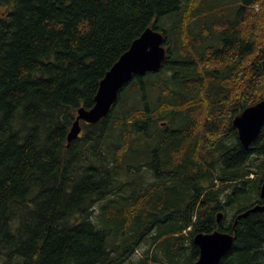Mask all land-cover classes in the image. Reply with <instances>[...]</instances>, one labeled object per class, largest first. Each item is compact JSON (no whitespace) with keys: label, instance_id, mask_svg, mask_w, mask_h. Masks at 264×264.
Wrapping results in <instances>:
<instances>
[{"label":"trees","instance_id":"16d2710c","mask_svg":"<svg viewBox=\"0 0 264 264\" xmlns=\"http://www.w3.org/2000/svg\"><path fill=\"white\" fill-rule=\"evenodd\" d=\"M148 27L161 68L68 143ZM263 99L264 0H0V264H194L264 203V125H233ZM236 228L220 264H264V211Z\"/></svg>","mask_w":264,"mask_h":264},{"label":"water","instance_id":"95a60500","mask_svg":"<svg viewBox=\"0 0 264 264\" xmlns=\"http://www.w3.org/2000/svg\"><path fill=\"white\" fill-rule=\"evenodd\" d=\"M165 40L163 31L148 27L133 41L130 48L121 55L101 80L94 106L79 108L76 120L68 134V143L82 132L81 121L95 123L110 112L121 89L133 79L135 74H144L161 68L167 53ZM233 125L238 131L241 143L249 147L264 125V99L237 114L233 119ZM261 196L264 198V182ZM257 211H264V203H258L238 214L233 232L216 229L212 232L196 233L193 242L199 246L200 255L194 264H220L222 258L235 244L238 220ZM223 216L224 212L219 211L217 221L221 222Z\"/></svg>","mask_w":264,"mask_h":264},{"label":"bare ground","instance_id":"6f19581e","mask_svg":"<svg viewBox=\"0 0 264 264\" xmlns=\"http://www.w3.org/2000/svg\"><path fill=\"white\" fill-rule=\"evenodd\" d=\"M155 29H156V28H155ZM124 87H125V86H124ZM124 87H123V88H124ZM101 120H102V119H101ZM76 139H77V138H76ZM246 211H247V210H246Z\"/></svg>","mask_w":264,"mask_h":264}]
</instances>
